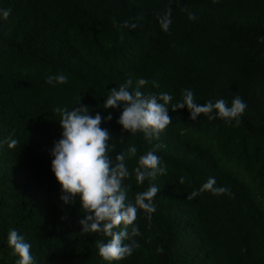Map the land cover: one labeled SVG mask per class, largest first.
I'll return each instance as SVG.
<instances>
[{"label": "trees", "instance_id": "16d2710c", "mask_svg": "<svg viewBox=\"0 0 264 264\" xmlns=\"http://www.w3.org/2000/svg\"><path fill=\"white\" fill-rule=\"evenodd\" d=\"M169 7L165 32L159 18ZM6 9L10 16H0V264L19 259L8 245L13 229L31 245L35 264H264V0H0ZM60 74L66 84L46 82ZM139 79L148 81L140 88L145 95L173 97L172 123L151 142L143 132L124 131L123 105L103 108L113 88L131 80L135 91ZM185 89L198 104L224 99L230 107L239 95L247 108L238 125L203 114L192 121L187 107L171 110ZM76 106L102 116L115 145L113 163L136 146V156L125 161L127 202L150 185L160 188L151 219L138 210L140 248L122 261L99 255L96 241L109 237L81 234L79 198L75 204L60 198L51 151L63 129L54 110ZM9 138L17 141L14 148ZM157 144L164 145L155 154L166 173L138 184L139 157ZM209 177L230 192L187 199Z\"/></svg>", "mask_w": 264, "mask_h": 264}, {"label": "clouds", "instance_id": "9594fccd", "mask_svg": "<svg viewBox=\"0 0 264 264\" xmlns=\"http://www.w3.org/2000/svg\"><path fill=\"white\" fill-rule=\"evenodd\" d=\"M10 14L11 9L0 10V16L5 20ZM195 18V14L189 13L190 20ZM171 22L169 7L159 18L162 30L168 32ZM125 27L135 28V25L126 24ZM46 82L66 84L68 79L67 76L60 74L49 76ZM147 83V80L139 79L135 91L130 90L131 80L118 88H113L103 108L116 109L123 105L118 123L124 131L130 134L143 132L145 138L151 142L153 138L159 139L160 134L172 123L168 105L173 97L167 92L145 95L140 88ZM152 83L154 87H159L155 81ZM185 107L190 112L192 121H196L203 114L210 121L219 117L229 124L235 120L238 125L239 117L245 112L247 104L239 95L235 96L230 107L224 99H218L215 103L208 101L198 104L194 92L185 89L182 101L172 104L171 110L176 112ZM54 111L61 115L59 123L63 129L62 138L54 142L51 151L54 157L52 171L62 186L63 194L60 198L65 204H75L76 199L79 198L84 215V218L79 220L82 227L81 234L100 233L109 237L107 242L96 241L99 255L105 261H122L140 248V244L134 239L142 235L138 226H135L138 210L147 213L150 220L151 214L156 211L154 199L160 188L150 185L146 191L136 193L134 203L127 202L128 189L124 187L123 181L130 178L131 174L125 161L129 157L136 156V146L129 147L127 152L118 153L113 163L109 155L110 150L115 149V145L109 144L113 137L108 129L101 127L103 118L99 112L93 116L87 106H76L72 110L57 107ZM106 119L111 121V114ZM120 141H124L122 137ZM8 144L10 148H14L17 141L9 138ZM162 147L164 145L157 144L152 150L139 157V166L134 169L138 184L142 185L145 180H154L158 174L166 173L161 158L155 154ZM184 182V178L181 177L180 183ZM205 191L213 195L230 192L225 187L216 186V179L209 177L199 191H193L187 199H194ZM126 240L129 243H124ZM8 245L13 249V255L19 257L16 264H35L30 251L31 245L26 243L24 237L15 229L8 234ZM157 251L163 253L164 250L160 247Z\"/></svg>", "mask_w": 264, "mask_h": 264}]
</instances>
